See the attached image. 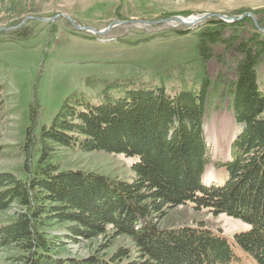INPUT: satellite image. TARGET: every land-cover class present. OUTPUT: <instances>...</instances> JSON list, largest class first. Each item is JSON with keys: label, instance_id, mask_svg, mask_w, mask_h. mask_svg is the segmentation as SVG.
<instances>
[{"label": "trees", "instance_id": "16d2710c", "mask_svg": "<svg viewBox=\"0 0 264 264\" xmlns=\"http://www.w3.org/2000/svg\"><path fill=\"white\" fill-rule=\"evenodd\" d=\"M217 24L228 26L222 20ZM11 34L18 40L29 37L22 28ZM218 38L216 29L202 34L203 60L208 43ZM250 42L239 48L242 58L228 91L240 130L232 159L222 164L228 175L224 185L203 181L210 164L204 130L207 78L199 95L184 91L171 96L150 86L121 98L111 99L106 93L104 103L93 105L82 93L73 92L49 127L43 126L39 134L27 130L25 178L0 173V213L15 209L12 221L0 225V250L19 251L20 264H264V93L257 80L264 40ZM4 90L0 83V120ZM37 146L39 157L33 164L31 154ZM61 149L136 158L134 179L60 170ZM187 204L243 221L249 229L234 235L232 246L203 226L157 224L165 209ZM122 237L132 240L138 259L125 248L110 256L101 251L84 257L67 252L69 244L82 240Z\"/></svg>", "mask_w": 264, "mask_h": 264}, {"label": "rangeland", "instance_id": "374dc122", "mask_svg": "<svg viewBox=\"0 0 264 264\" xmlns=\"http://www.w3.org/2000/svg\"><path fill=\"white\" fill-rule=\"evenodd\" d=\"M207 14L236 18L252 14L256 22L246 17L228 26L217 24V18L193 28L177 22L126 24L99 36L80 32L70 20L59 17L52 23L28 20L21 27L29 34L25 40L12 37V32H0V83L5 86L6 100L0 120V173L25 178L27 130L32 128L39 134L43 126L49 127L73 92L82 93L93 105L104 103L106 93L111 99L121 98L128 91L150 86L163 88L171 96L184 91L199 95L207 78L209 108L204 130L210 164L203 181L208 184L210 173L212 185H224L228 175L222 164L232 159V144L240 130L228 91L242 58L239 48L254 39L264 40V32L259 30L264 29V0H0V28L16 27L28 17L66 15L77 25L102 31L115 21L186 20ZM215 29L219 38L208 43L209 53L203 60L199 49L202 34ZM257 80L264 93V56L257 66ZM39 147L32 151L33 164ZM57 160L60 170L96 172L123 181L134 179L131 169L137 161L123 154L62 149ZM164 213L156 219L161 228L203 226L228 239L232 246L234 235L249 229L243 221L199 211L191 204L167 208ZM14 214V208L0 213V225L10 223ZM119 248L129 249L132 259H138L132 240L125 237L82 240L69 244L67 252L84 257L101 251L110 256ZM234 250L240 253L238 247ZM18 256L19 251L2 249L0 264H20Z\"/></svg>", "mask_w": 264, "mask_h": 264}, {"label": "water", "instance_id": "95a60500", "mask_svg": "<svg viewBox=\"0 0 264 264\" xmlns=\"http://www.w3.org/2000/svg\"><path fill=\"white\" fill-rule=\"evenodd\" d=\"M59 17H65L68 20L71 21L72 25L74 26V28L80 32H91L93 34L99 35V36H105L109 33V31H111L114 27L119 26V25H126V24H144V25H159V24H163V23H168V22H177L179 24H182L184 26H187L189 28H193L195 27L197 24L202 23L204 21H206L207 19L210 18H217L219 20H222L224 22L227 23H234V22H239L241 20H243L246 17H250L253 18L256 22V18L254 15L252 14H247V15H243L240 17H230V16H224V15H219V14H207L203 17L200 18H196L195 20H192L191 22H186L185 19L180 18V17H172L169 19H164V20H157V21H144V20H130V21H115L113 23H111L105 30L102 31H96V29L91 28V27H85V26H80L77 25L74 20L72 18H69L68 16L66 17V15H59V16H55L53 19H44V18H36V17H28L26 18L22 24L16 26V27H10V28H0V32H13L16 31L18 29H20L28 20H36V21H40V22H46V23H52L56 20V18ZM256 26L258 28V24L256 23ZM259 29V28H258ZM260 32H264V29H259Z\"/></svg>", "mask_w": 264, "mask_h": 264}, {"label": "bare ground", "instance_id": "6f19581e", "mask_svg": "<svg viewBox=\"0 0 264 264\" xmlns=\"http://www.w3.org/2000/svg\"><path fill=\"white\" fill-rule=\"evenodd\" d=\"M196 18H194L193 17V19L192 18H190V19H186L185 21L186 22H191L192 20H195ZM207 180H208V185H212L211 183H212V181H213V179L211 178V175H210V173H209V175H207ZM207 185V184H206Z\"/></svg>", "mask_w": 264, "mask_h": 264}]
</instances>
